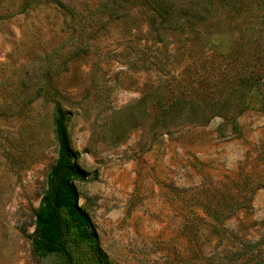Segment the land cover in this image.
Listing matches in <instances>:
<instances>
[{
    "label": "rangeland",
    "instance_id": "rangeland-1",
    "mask_svg": "<svg viewBox=\"0 0 264 264\" xmlns=\"http://www.w3.org/2000/svg\"><path fill=\"white\" fill-rule=\"evenodd\" d=\"M184 1L0 0V264H69L31 246L59 112L105 264H264V0Z\"/></svg>",
    "mask_w": 264,
    "mask_h": 264
},
{
    "label": "trees",
    "instance_id": "trees-1",
    "mask_svg": "<svg viewBox=\"0 0 264 264\" xmlns=\"http://www.w3.org/2000/svg\"><path fill=\"white\" fill-rule=\"evenodd\" d=\"M193 1L195 4L190 8ZM211 1L186 0L184 5L191 11L189 13H194L202 20L208 13L204 6ZM189 107L185 104V111ZM65 120V115L59 112L55 120L58 156L47 176V189L35 214L32 250L40 257L57 254L69 264H79L74 260L72 252L78 245L86 244L90 246L93 258L84 264H105L94 225L86 210L78 203L75 182L84 180L85 174L70 146Z\"/></svg>",
    "mask_w": 264,
    "mask_h": 264
}]
</instances>
